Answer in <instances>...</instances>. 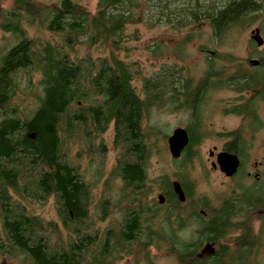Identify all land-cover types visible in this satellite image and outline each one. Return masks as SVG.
I'll return each instance as SVG.
<instances>
[{"label":"trees","instance_id":"trees-1","mask_svg":"<svg viewBox=\"0 0 264 264\" xmlns=\"http://www.w3.org/2000/svg\"><path fill=\"white\" fill-rule=\"evenodd\" d=\"M11 1L12 9L0 16V30L17 40L0 56V256H20L25 264H116L155 247L173 254L177 264H241L254 247L253 241L244 238L252 235L253 213L258 209L264 213L263 195L257 198L256 192L247 189L240 199L234 197L216 209H209L202 198L189 201L193 188L185 185L184 204L178 202L170 184L161 188L163 206L151 197L147 182L151 152L142 129L146 102L151 97L153 107L154 100L166 94L173 100L177 83L175 74H163L156 82L144 79L147 101L132 86L139 73L120 54L127 50L126 28L134 24L131 9L140 4L97 0L95 13L89 14L70 0L49 5L38 0ZM159 1L157 21L164 18L171 25L175 19L178 30L191 21H210L216 37L259 7L256 0H224L221 8L212 0H190L186 7L195 3L202 10L170 12L171 0ZM24 25L41 28L57 40L30 39ZM82 46L106 51V55L73 58ZM22 73L38 74L41 92L29 114L8 116ZM110 127L117 152L110 178L122 185L117 205L121 219L102 229L91 221L92 187L68 162L67 153L74 144L79 148L77 156L82 152L88 157L103 156L102 137ZM196 144L191 136L190 146ZM188 149L182 171L191 161ZM50 198L57 222L29 213L31 202L42 204ZM108 205L104 200L99 223L109 217ZM191 222L196 234L181 238L179 234ZM233 231L240 234L229 241Z\"/></svg>","mask_w":264,"mask_h":264},{"label":"rangeland","instance_id":"rangeland-1","mask_svg":"<svg viewBox=\"0 0 264 264\" xmlns=\"http://www.w3.org/2000/svg\"><path fill=\"white\" fill-rule=\"evenodd\" d=\"M60 1L38 0L39 3L46 5L56 4ZM70 1L85 8L89 14L95 13L97 0ZM189 1L171 0L172 5L169 6L167 11L177 12L184 8V4L187 5ZM212 1L211 3L216 8H221L224 5V0ZM256 1L259 4V7H256V12L251 13L245 19L238 20L229 29L219 33L217 38L213 29L209 25L204 24L206 22L188 25L178 30L174 28V26H177L175 19H171V25L165 24L166 20L164 18H161V21H157L160 18L159 14L161 11L159 6L161 7L162 5L159 0H134L140 6L131 9L134 24H130L126 28L125 35L128 41L124 46L127 50L120 54V59L133 63L134 69L139 73L132 83L136 94L142 99L145 98V94H143L144 79L156 82V80L161 79L163 74L165 76L167 74H175L177 76V73L180 75L179 70L183 69L186 70V75H190L195 82H198L202 70L205 68L203 59L210 57L207 53H215L224 58L227 52L232 51L242 58L241 56L246 57L249 52H253L256 54L254 57L256 60L260 54L264 55V45L257 47L255 44L251 45L250 42L251 32L257 28L261 30L260 36L264 40V0ZM11 9V0H0V16L2 18ZM164 13L166 14V11ZM24 27H26L27 35L30 39H37L42 42L57 40L56 37L41 28L28 25H24ZM16 41L12 34L4 33L0 30V56L14 45ZM201 53H205L204 57H202ZM88 55L92 58L102 57L106 55V51L103 52L98 49L87 50L85 46H82L77 49L72 57L84 58ZM179 55H182V61L178 60ZM222 62L224 61H219L218 64H215V67H221L223 65ZM29 76L22 73L18 78V91L12 105L10 104L7 107L6 114L8 116L13 113L17 115L29 114L34 109L36 96L41 92L39 86L40 76L35 73H30ZM181 76L183 77L184 75ZM166 81L168 83L171 80L169 78ZM229 101H235L232 94L224 92V90L214 91L208 96L206 106L213 109L216 107V111L225 113ZM156 106L152 107L142 121V129L151 152L147 164V182L148 186L152 188L151 197L157 200V196L165 192L161 188H165L172 181H178L182 186L188 184L189 187L193 188L189 201H197L199 198L205 199L209 204V209H216L224 202L230 200L231 197H234L233 190L223 174L210 168V162L213 159L208 160V152L213 146L217 145L216 141L218 140L214 138V135L216 134L215 137L220 136L223 132L238 128L239 124L244 125L241 119L223 118L220 116L221 114H216L212 121V126L208 124L209 121H205L201 126L202 130H204V133H201L203 139L194 154L191 155L187 171H182L181 161L183 162V159L175 161L170 157L167 140L177 128L186 129L189 126V116L175 111L174 108L166 106V104ZM11 110H14V112H11ZM261 114L264 116V103L261 105ZM248 125L249 123L244 125L247 131L249 130ZM207 128L211 130L209 135L206 133ZM188 129L192 130L191 128ZM112 138L113 131L110 127L102 137L103 156L94 154L88 157L83 152L80 156H77L79 148L74 144L68 146L67 153L68 162L79 169L84 180L92 187L91 221L102 229L110 225L115 226L121 219L120 207L117 205L122 185L118 179L110 178L117 161V152L113 149ZM245 138L246 147H249L247 151L248 157H245L246 165L253 168V163L262 161L261 159L264 157V134L256 133L254 138L249 137L247 134ZM97 145L99 146V141L96 142ZM242 187L241 195L249 189V182H243ZM104 200L110 202V205H108L110 214L105 222L99 223L98 218L101 216V206ZM27 209L29 213L39 216L45 221L57 222L51 198L42 204L31 202ZM255 213H253L249 221L252 230L250 234L252 235L244 238L245 242L253 241L254 247L244 257L248 264H264V213H261L259 209ZM257 218H261V222ZM196 231L195 225L191 222L189 227L179 235L183 239H189L196 234ZM239 234V231L231 232L228 240L238 237ZM257 234H261V239H258V246L255 245ZM63 239L64 242H67L66 236H63ZM231 249H235V247L230 246ZM143 252H137L138 254L135 256L123 258L116 264H177L174 255L164 250L157 251L155 247H151ZM0 264L25 263L20 256H0Z\"/></svg>","mask_w":264,"mask_h":264},{"label":"flooded vegetation","instance_id":"flooded-vegetation-1","mask_svg":"<svg viewBox=\"0 0 264 264\" xmlns=\"http://www.w3.org/2000/svg\"><path fill=\"white\" fill-rule=\"evenodd\" d=\"M205 22L206 23L204 24L209 25L212 29L211 22ZM198 23L197 21H191L190 25H197ZM256 31L260 36L261 30L257 28L253 31V33ZM262 41V45L258 46L250 36L251 45L255 44L257 47H262L264 45V40L262 39ZM201 54L202 57H204L205 53ZM207 54H209L210 57L203 59L205 68L202 70L198 82H195L190 75H186V70H179L180 75L177 73L175 79L177 89L175 91L174 99L171 100L172 96L166 94L163 98L162 96L160 97L162 100H160V98L159 100H154L153 107H157L156 105L166 104V106L174 108L175 111L185 113L189 116V126L186 129H182L187 134L188 144L183 149L180 157L175 159V161L182 160L185 150L189 147L188 155L192 157L191 155L194 154V151L203 139L201 134L202 132L204 133V130H202L201 127L202 124H204L205 121H209L208 124L212 126V121L216 114H221L220 116L223 118H239L244 125L249 123L248 131L244 125L239 124L238 128L223 132L220 136L215 137V134L214 138L218 140L216 141L218 146H213L212 149L209 150L208 160L210 161L213 159V161L210 162V168L213 171L221 173L216 163L217 155L223 153L236 157L239 164L234 175L227 177L223 174L224 178L227 182H229V185L233 190L234 197L240 199V191L243 190L242 183L249 182L250 187L248 190H253L256 192V197L262 199V195L264 198V157L261 159L262 161L253 163V168L246 165L245 157H248L247 151L249 147H246L245 137H247V134L249 137L253 138L256 133L264 134V126L262 127L264 124V116L261 114V105L264 103V55L260 54L256 60L254 59L256 54L253 52H249L246 57L241 56L242 58L237 56L232 51L227 52V54L224 55V58H221V56L215 53ZM182 59V55H179L178 60L182 61ZM219 61H224L222 62L223 65L216 68L215 64H218ZM181 75H184V78ZM220 90L229 92L235 98L234 102H228V107L225 113H219V111H216V107L213 109L206 106L210 93ZM147 99H149V96ZM147 99L145 96L146 101ZM152 102L150 97L149 101L146 102L147 111L144 115H147L152 109V106L150 107ZM188 128H191L192 130H189ZM206 133L209 135L211 130L207 128ZM191 136L196 138V145L190 146ZM180 186L182 188L181 184ZM234 197H231L230 199H234ZM185 201L181 204H184ZM201 216L203 218H207V215L202 212ZM256 239L255 245L258 246V239H261V234H257ZM241 248L245 249L246 247L243 246ZM210 251L212 252L211 249ZM241 264H248V262L244 260Z\"/></svg>","mask_w":264,"mask_h":264},{"label":"water","instance_id":"water-1","mask_svg":"<svg viewBox=\"0 0 264 264\" xmlns=\"http://www.w3.org/2000/svg\"><path fill=\"white\" fill-rule=\"evenodd\" d=\"M251 38L256 42L258 46L262 45L263 41L259 37L257 31L251 33ZM187 144H188V137L186 132L182 129L174 130L171 136L167 140L170 157L173 160L178 159L183 149L187 146ZM216 163L220 172L226 175L227 177L234 175L239 164L236 157L223 153L217 155ZM171 189L173 194L177 197L178 201L180 203H183L185 201V197L179 182L173 181L171 183ZM157 202L159 205H163L165 202V197L162 194H159L157 196Z\"/></svg>","mask_w":264,"mask_h":264},{"label":"bare ground","instance_id":"bare-ground-1","mask_svg":"<svg viewBox=\"0 0 264 264\" xmlns=\"http://www.w3.org/2000/svg\"><path fill=\"white\" fill-rule=\"evenodd\" d=\"M201 1H202V0H201ZM201 1H200V3H201V6H202V2H201ZM191 4H192V5H189V6H187V7L185 6V7L182 8V9H186V10H187V9L189 8V9H192V11H193L194 13L198 12L199 10H202V8H200L199 5H196L195 3H191ZM182 9H180V10H182ZM180 10H179V11H180ZM177 12H178V11H177ZM179 16H180V18H181V15H178L177 18H179ZM180 18H179V19H180ZM179 19H177V20H179ZM185 186H186V188L190 189V187H189L188 184H185ZM193 224H194V223H193Z\"/></svg>","mask_w":264,"mask_h":264}]
</instances>
